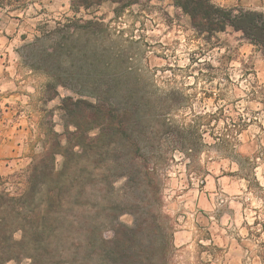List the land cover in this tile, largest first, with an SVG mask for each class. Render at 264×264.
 <instances>
[{
  "label": "rangeland",
  "instance_id": "rangeland-1",
  "mask_svg": "<svg viewBox=\"0 0 264 264\" xmlns=\"http://www.w3.org/2000/svg\"><path fill=\"white\" fill-rule=\"evenodd\" d=\"M76 1L0 6V193L19 195L54 140L66 145L63 97L131 92L148 113L157 147L145 152L161 185L160 202L147 189L138 214L152 210L161 223L166 264H263L262 52L232 29L198 34L173 0ZM211 1L264 12V0ZM157 117L170 128L157 133ZM182 141L191 149H178ZM96 201L89 195L79 205ZM66 231L70 251L47 264H92L83 257L85 232Z\"/></svg>",
  "mask_w": 264,
  "mask_h": 264
},
{
  "label": "trees",
  "instance_id": "trees-1",
  "mask_svg": "<svg viewBox=\"0 0 264 264\" xmlns=\"http://www.w3.org/2000/svg\"><path fill=\"white\" fill-rule=\"evenodd\" d=\"M21 1L0 0V6ZM92 1L77 0L75 5L88 8ZM173 1L198 34L209 37L232 29L264 55L263 11L223 7L211 0ZM89 23L95 28L101 25ZM113 85L108 83L107 89L112 90ZM113 92L96 94L93 100L62 98L66 145L54 140L32 164L27 185L19 195L0 193V264H47V258L67 254L71 245L62 242L65 229L67 235L76 230L85 232L81 238L85 242L83 257L92 264H156L158 257L166 264L169 246L161 223L152 210H146L142 217L138 214L139 208L148 205L147 189L157 195L161 187L145 152H154V145L157 147L145 124L148 113L134 93ZM156 119L161 122L155 126L157 133L170 128L166 118ZM177 147L186 150L192 146L182 141ZM59 153L60 167L56 163ZM89 195L97 201L85 210L79 201ZM159 198L157 195L158 203ZM124 214L132 216L130 223L120 219ZM83 220L86 231L77 227Z\"/></svg>",
  "mask_w": 264,
  "mask_h": 264
}]
</instances>
